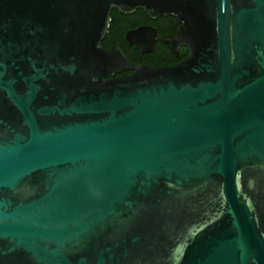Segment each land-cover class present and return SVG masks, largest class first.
<instances>
[{"label":"water","instance_id":"water-1","mask_svg":"<svg viewBox=\"0 0 264 264\" xmlns=\"http://www.w3.org/2000/svg\"><path fill=\"white\" fill-rule=\"evenodd\" d=\"M0 264H264V0H0Z\"/></svg>","mask_w":264,"mask_h":264},{"label":"flooded vegetation","instance_id":"flooded-vegetation-1","mask_svg":"<svg viewBox=\"0 0 264 264\" xmlns=\"http://www.w3.org/2000/svg\"><path fill=\"white\" fill-rule=\"evenodd\" d=\"M112 25L122 26L124 29V52L129 54H137L140 59L143 57L156 56V68L161 66L177 65L179 62L184 60L188 54V50L183 46L178 47L176 52H173L166 42V39L177 35L179 23L174 17L161 16L156 19H152L140 9L134 10L130 13H122L117 9H112L110 12L109 27ZM143 27H150L152 30H154L156 34V40L154 43V48L151 52L140 54L134 45H130L126 41V34L130 31ZM113 47H115V45H113L111 48ZM133 65L142 64L137 63ZM123 72L127 73L122 76L128 75L130 73V71H122L121 73Z\"/></svg>","mask_w":264,"mask_h":264},{"label":"trees","instance_id":"trees-1","mask_svg":"<svg viewBox=\"0 0 264 264\" xmlns=\"http://www.w3.org/2000/svg\"><path fill=\"white\" fill-rule=\"evenodd\" d=\"M115 45V47L120 48L124 55L126 56L127 60L131 64H142V65H148L151 67L156 66V56L153 57H143L142 59L139 58L137 54H129L127 52H124L123 45H125L124 41V29L122 26H111L108 29V32L106 33L105 37L101 41V46L105 49H111V47ZM127 72H123L120 74H117L116 77L122 76L126 74Z\"/></svg>","mask_w":264,"mask_h":264}]
</instances>
